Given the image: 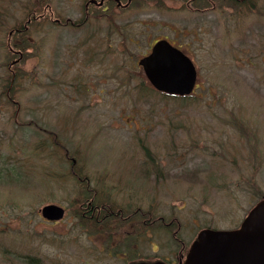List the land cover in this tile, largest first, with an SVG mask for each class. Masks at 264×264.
Masks as SVG:
<instances>
[{"label": "rangeland", "instance_id": "374dc122", "mask_svg": "<svg viewBox=\"0 0 264 264\" xmlns=\"http://www.w3.org/2000/svg\"><path fill=\"white\" fill-rule=\"evenodd\" d=\"M84 1L0 0V96L14 72L20 103L16 120L0 104V218H21L11 224L27 237L16 239H32L26 219L34 209L69 201L74 184L66 181L60 142L82 175L119 176L137 191L149 189V204L179 220L186 243L203 226L238 227L264 196V0L259 17L248 11L236 23L216 18L217 8L203 21L172 13L167 6L180 0L129 6L117 13L120 33L103 20L80 28L28 22L49 12L78 20ZM16 22L27 33L8 40ZM163 37L197 69L189 98L150 91L136 65ZM8 44L22 55L15 67H8L18 56ZM143 176L158 177L155 190Z\"/></svg>", "mask_w": 264, "mask_h": 264}, {"label": "flooded vegetation", "instance_id": "af4514ba", "mask_svg": "<svg viewBox=\"0 0 264 264\" xmlns=\"http://www.w3.org/2000/svg\"><path fill=\"white\" fill-rule=\"evenodd\" d=\"M142 1L151 0H102V2L85 0L84 16L79 17L78 20L53 17V12H49L48 18L38 15L28 22H32L34 26L37 20L45 18L43 22H52L63 28H80L85 22L103 20L109 22L112 33H120L119 30L124 26L122 24L115 28L116 22L121 18L117 15L126 11L129 6L130 8L135 4L139 6V2ZM154 1H158V4L156 2L154 4L159 7L164 0ZM260 2L261 0H180L178 5L167 8H171L172 13L191 14L198 21L207 18L209 10L217 8L216 18L236 23L248 11L254 10L259 17L260 12L257 7H260ZM125 22H128L126 18ZM16 24L19 22H16L15 27L8 33V40L13 35L19 37L27 30L26 25L18 27ZM125 36L123 39L133 43L132 35ZM159 40L168 41L170 45L187 55L183 49L165 37L154 40L149 45V49ZM8 50L12 55H21L20 51L13 50L9 44ZM18 56L8 67H15L19 63ZM137 63L138 61L136 65ZM9 80L11 83L16 80L14 72L10 74ZM16 83L18 84L17 81ZM15 87L17 90L18 86L14 85L13 88ZM4 94L0 96V104L5 106L7 112L16 120L20 103L14 94L10 95L8 87ZM29 123L31 124V121ZM46 132L50 139V131ZM59 148H63L69 173L71 172V175L66 177V181L71 180L69 183L74 184L71 187L73 191L67 193L69 201L65 205H60L63 207L62 216L51 220L42 215L41 208L34 209L32 214L34 218L26 219L33 222L30 235L32 239H16L27 237L21 229L11 224L21 218H0L6 220V223H0V264H142L157 261L179 264L183 262L190 241L186 243L187 241L183 240L181 224L176 217L169 214L170 216L166 218L163 213L158 212L159 205L149 204V189L137 191L132 186L125 185L119 176H84L77 166V158L70 154L69 149L64 146ZM143 178L147 183H151V189L155 190L157 186L155 183H159L158 177L143 176ZM2 210L13 211L16 216L21 212L17 211L19 209ZM1 215L5 216V214Z\"/></svg>", "mask_w": 264, "mask_h": 264}, {"label": "water", "instance_id": "95a60500", "mask_svg": "<svg viewBox=\"0 0 264 264\" xmlns=\"http://www.w3.org/2000/svg\"><path fill=\"white\" fill-rule=\"evenodd\" d=\"M138 64L159 92L185 96L194 88L196 70L193 63L165 40L157 41L150 54L141 58ZM62 214L63 210L56 205L42 207L45 218L58 219ZM180 264H264V198L249 210L237 229L201 230Z\"/></svg>", "mask_w": 264, "mask_h": 264}, {"label": "trees", "instance_id": "16d2710c", "mask_svg": "<svg viewBox=\"0 0 264 264\" xmlns=\"http://www.w3.org/2000/svg\"><path fill=\"white\" fill-rule=\"evenodd\" d=\"M29 14L32 15V10L29 12ZM25 33H27V31H25L23 34H21V36L23 37ZM17 80H18V77H16V80L14 82H12V83H11V80L6 81V87H5V89L8 87V89L10 90V95H13V94L15 95L16 94V91H15L16 90V87L15 88H13V87H14V85L15 86H19V84L16 83ZM28 124H30V123H28ZM68 174L71 175V172L70 173L68 172Z\"/></svg>", "mask_w": 264, "mask_h": 264}, {"label": "bare ground", "instance_id": "6f19581e", "mask_svg": "<svg viewBox=\"0 0 264 264\" xmlns=\"http://www.w3.org/2000/svg\"><path fill=\"white\" fill-rule=\"evenodd\" d=\"M59 143H60V142H59ZM60 144H61V143H60ZM60 144L57 143V146H58V147H57V151H59V149H62V151H63V148H59V147H62V146H63V145H60ZM59 155H60V154H59Z\"/></svg>", "mask_w": 264, "mask_h": 264}]
</instances>
